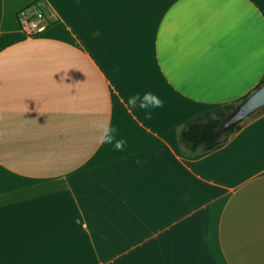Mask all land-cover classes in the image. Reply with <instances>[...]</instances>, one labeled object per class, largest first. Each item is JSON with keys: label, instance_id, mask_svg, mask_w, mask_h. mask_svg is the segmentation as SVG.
<instances>
[{"label": "crops", "instance_id": "0c3cea01", "mask_svg": "<svg viewBox=\"0 0 264 264\" xmlns=\"http://www.w3.org/2000/svg\"><path fill=\"white\" fill-rule=\"evenodd\" d=\"M35 3L53 21L28 36ZM263 81L264 0H0V264H264V111L178 140Z\"/></svg>", "mask_w": 264, "mask_h": 264}, {"label": "trees", "instance_id": "16d2710c", "mask_svg": "<svg viewBox=\"0 0 264 264\" xmlns=\"http://www.w3.org/2000/svg\"><path fill=\"white\" fill-rule=\"evenodd\" d=\"M263 82H261L258 86H260ZM248 95L243 96L237 101L218 106L188 120L179 131V142L192 153L198 150L201 152H207L225 142L231 135L238 131L242 123L247 119L225 130H217L216 128L221 120H223L238 103L245 100ZM263 111L264 108L255 113L259 114Z\"/></svg>", "mask_w": 264, "mask_h": 264}, {"label": "clouds", "instance_id": "9594fccd", "mask_svg": "<svg viewBox=\"0 0 264 264\" xmlns=\"http://www.w3.org/2000/svg\"><path fill=\"white\" fill-rule=\"evenodd\" d=\"M126 107L129 110L139 109L144 113V118L151 120L155 109L163 108L164 101L152 92L135 93L127 98ZM96 142L99 145L111 144L115 150L123 151L126 140L118 137V128L113 126L111 120H100L96 123ZM137 164L141 162L136 161Z\"/></svg>", "mask_w": 264, "mask_h": 264}, {"label": "water", "instance_id": "95a60500", "mask_svg": "<svg viewBox=\"0 0 264 264\" xmlns=\"http://www.w3.org/2000/svg\"><path fill=\"white\" fill-rule=\"evenodd\" d=\"M264 108V82L251 92L247 98L238 103L217 126V130H225L249 118Z\"/></svg>", "mask_w": 264, "mask_h": 264}, {"label": "built area", "instance_id": "2783aa9c", "mask_svg": "<svg viewBox=\"0 0 264 264\" xmlns=\"http://www.w3.org/2000/svg\"><path fill=\"white\" fill-rule=\"evenodd\" d=\"M18 25L26 35H35L46 29L51 23V13L38 3L32 4L18 13Z\"/></svg>", "mask_w": 264, "mask_h": 264}, {"label": "rangeland", "instance_id": "374dc122", "mask_svg": "<svg viewBox=\"0 0 264 264\" xmlns=\"http://www.w3.org/2000/svg\"><path fill=\"white\" fill-rule=\"evenodd\" d=\"M256 115H257V114L255 113V114H253L252 116H250L249 118L254 117V116H256ZM249 118H248V119H249Z\"/></svg>", "mask_w": 264, "mask_h": 264}]
</instances>
